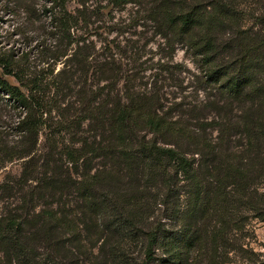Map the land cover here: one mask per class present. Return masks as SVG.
Segmentation results:
<instances>
[{
  "label": "trees",
  "instance_id": "trees-1",
  "mask_svg": "<svg viewBox=\"0 0 264 264\" xmlns=\"http://www.w3.org/2000/svg\"><path fill=\"white\" fill-rule=\"evenodd\" d=\"M138 3L154 35L183 42L213 92L181 114L146 87L123 85L120 101L115 55L94 62L99 52L73 31L78 16L64 0L45 1L53 41L45 50L62 67L34 74L27 93L0 76V95L25 110L16 145L0 147L8 160L24 161L19 187L0 183V264H264V249L242 239L249 219L264 222V0ZM3 70L20 82L26 75L9 63ZM91 79L105 84L94 90ZM47 84L83 104L82 117L58 126L85 119L98 137L39 163ZM94 159L101 162L92 170ZM90 249L87 259L61 260Z\"/></svg>",
  "mask_w": 264,
  "mask_h": 264
},
{
  "label": "rangeland",
  "instance_id": "rangeland-1",
  "mask_svg": "<svg viewBox=\"0 0 264 264\" xmlns=\"http://www.w3.org/2000/svg\"><path fill=\"white\" fill-rule=\"evenodd\" d=\"M29 1L31 4L24 8L18 0H0V76L26 93L32 87L30 79L34 74L44 72V75L51 77L62 67L60 61L52 62L50 52L44 46V42L47 45L53 43L47 33L50 18L41 12V5L47 0ZM138 1L113 5L108 0H64V7L78 16L74 33L86 36L95 51L99 52L100 56L95 55L94 62H101L111 52L116 62L120 63L122 79L114 90L120 101L124 100L123 85L136 86L137 90L146 87L158 95L165 106L178 103L175 111L181 114L213 90L203 83L200 64L179 38L171 34L169 44H166L163 38L154 35L152 22L146 19L144 8L140 7ZM5 63L11 64L15 71L23 70L26 73L21 82L4 72ZM94 69L90 67L87 77ZM87 83L94 90L105 84L103 80L96 82L95 79ZM41 94L44 97L35 160L40 163L47 153H59L65 146H78L97 139L98 136L91 131V121L81 119L78 121L80 124L70 123L68 129L58 126L63 124L61 121L64 118L82 117L80 111L83 104L75 94L70 91L58 93L48 84L41 89ZM102 100L101 94L100 100L96 101ZM9 104L7 96L0 95L1 148L16 145L18 133L14 127L18 118L25 115V110L15 109ZM100 162V159H94L91 162L92 170L98 169ZM23 166V159L8 160L0 153V183L19 187ZM27 185L26 189L29 190L35 181L30 180ZM10 197L7 201H17ZM242 239L249 247L262 252L264 222L249 219ZM90 252L91 249L86 250L81 256L64 252L67 259L62 257L61 260L68 263L73 256L87 259L91 256Z\"/></svg>",
  "mask_w": 264,
  "mask_h": 264
}]
</instances>
